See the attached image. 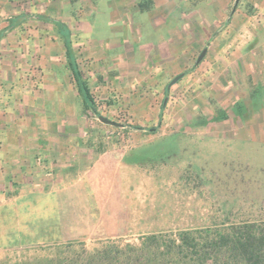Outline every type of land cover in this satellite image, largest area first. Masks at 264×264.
Wrapping results in <instances>:
<instances>
[{"label":"crops","instance_id":"0c3cea01","mask_svg":"<svg viewBox=\"0 0 264 264\" xmlns=\"http://www.w3.org/2000/svg\"><path fill=\"white\" fill-rule=\"evenodd\" d=\"M71 59L138 121L231 93L264 103V0H0V255L167 228L160 153L140 126L99 143Z\"/></svg>","mask_w":264,"mask_h":264},{"label":"rangeland","instance_id":"374dc122","mask_svg":"<svg viewBox=\"0 0 264 264\" xmlns=\"http://www.w3.org/2000/svg\"><path fill=\"white\" fill-rule=\"evenodd\" d=\"M85 61L79 60L78 64L87 84L94 82L89 89L96 100V111L83 106L82 125L97 129L99 143L103 138L117 136L114 126L102 123L99 115L125 126V130L144 127L148 144H153L163 160L168 225L157 233L161 236L158 259L166 264H215L213 252L212 257L206 258L180 253L179 235L209 237L247 221L264 220V103H235L231 93L222 102H197L194 109V99L177 103L170 109L168 119L138 121L122 109L110 112L108 103L100 99V88L95 86L104 83V75L96 74ZM194 94V89L185 86L174 92L179 96ZM151 128L156 129V135L149 132ZM130 137L125 131V143ZM138 243L139 236H128L38 244L1 254L0 264H86L87 260L92 264H111L114 249L121 251L126 244ZM217 264L245 263L233 255L221 257Z\"/></svg>","mask_w":264,"mask_h":264},{"label":"trees","instance_id":"16d2710c","mask_svg":"<svg viewBox=\"0 0 264 264\" xmlns=\"http://www.w3.org/2000/svg\"><path fill=\"white\" fill-rule=\"evenodd\" d=\"M68 66L79 94L85 106L92 111L95 110L94 101L87 82L81 77L74 60H69ZM161 236L157 233H149L139 236V243L126 244L125 250L112 251L111 264H166L157 257L158 245ZM180 253L195 254L199 258L215 253L213 261L215 264L221 259H227L236 255L245 264H264V220L259 222H245L239 226H233L225 233H216L212 236L197 238L193 233H181ZM74 243V242H71ZM212 257V256H211ZM86 264H92L91 261Z\"/></svg>","mask_w":264,"mask_h":264},{"label":"water","instance_id":"95a60500","mask_svg":"<svg viewBox=\"0 0 264 264\" xmlns=\"http://www.w3.org/2000/svg\"><path fill=\"white\" fill-rule=\"evenodd\" d=\"M238 0H235V2H237ZM205 53V50H202L200 55L198 56V60H200L202 58V56L204 55ZM181 74L175 76L172 80H171V83L174 82L177 78L180 77ZM98 119L102 122V123H105V124H110V125H113V126H119L120 124L113 121V120H110L109 118L107 117H104L102 115H99L98 116Z\"/></svg>","mask_w":264,"mask_h":264}]
</instances>
